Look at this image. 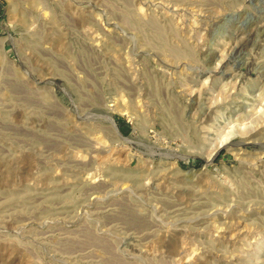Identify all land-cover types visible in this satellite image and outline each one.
I'll return each instance as SVG.
<instances>
[{
  "label": "rangeland",
  "instance_id": "1",
  "mask_svg": "<svg viewBox=\"0 0 264 264\" xmlns=\"http://www.w3.org/2000/svg\"><path fill=\"white\" fill-rule=\"evenodd\" d=\"M261 108L264 0H0V264H264Z\"/></svg>",
  "mask_w": 264,
  "mask_h": 264
},
{
  "label": "bare ground",
  "instance_id": "2",
  "mask_svg": "<svg viewBox=\"0 0 264 264\" xmlns=\"http://www.w3.org/2000/svg\"><path fill=\"white\" fill-rule=\"evenodd\" d=\"M141 9V8H140ZM198 10V9H197ZM257 33V32H256ZM236 54V53H235ZM256 63V62H255ZM253 69V68H252ZM209 95V94H208ZM263 105V104H262ZM262 109V111L264 112V110H263V108H261ZM261 111V110H260ZM259 118V117H258ZM258 120V119H257ZM256 121V120H255ZM240 122V121H239ZM242 124H244V123H242ZM241 124V125H242ZM237 125V124H236ZM248 124H246V126H247ZM232 129V128H231ZM246 129H247V127H246ZM246 131V130H245ZM215 135V134H214ZM236 135V129H235V127L232 129V131L231 132H229V134L228 135H226L224 138H223V140H222V142L221 143H224L225 141H227L228 142V140H231L234 136ZM246 135V134H245ZM230 142V141H229ZM226 143V142H225ZM221 145V144H220ZM93 176V175H92ZM199 217V216H198ZM193 221V220H192ZM189 248V247H188ZM194 255V254H193ZM192 258V257H191Z\"/></svg>",
  "mask_w": 264,
  "mask_h": 264
}]
</instances>
